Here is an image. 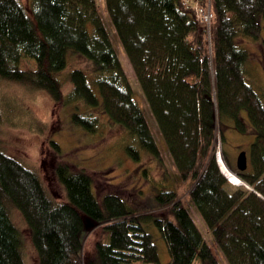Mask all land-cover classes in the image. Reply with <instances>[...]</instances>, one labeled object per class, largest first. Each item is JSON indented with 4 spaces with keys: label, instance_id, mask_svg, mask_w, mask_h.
Masks as SVG:
<instances>
[{
    "label": "trees",
    "instance_id": "1",
    "mask_svg": "<svg viewBox=\"0 0 264 264\" xmlns=\"http://www.w3.org/2000/svg\"><path fill=\"white\" fill-rule=\"evenodd\" d=\"M211 8L210 27L196 6ZM106 0L107 11L174 160L186 194L230 264H264V103L249 83V51L263 30L264 0ZM92 63L76 69L66 97L61 73L70 57ZM35 69H24V59ZM94 82L92 83V79ZM18 83L46 92L56 104L84 103L126 128L142 150L160 157L145 113L134 97L97 0H0L1 85ZM246 112V114H244ZM3 112L0 102V122ZM72 123L96 133L99 122L77 110ZM254 135L252 171H235L225 152L226 132ZM248 187H235L218 160ZM58 157L61 147L52 142ZM128 151L138 158L137 151ZM53 173L67 201L54 199L41 177L0 151V264H26L22 213L41 264H160L144 226L155 220L170 264H220L194 222L183 196L166 190L161 210L140 215L124 198L95 195L94 177L62 159ZM163 210V212H161ZM103 230L94 253L84 252L90 230Z\"/></svg>",
    "mask_w": 264,
    "mask_h": 264
},
{
    "label": "rangeland",
    "instance_id": "2",
    "mask_svg": "<svg viewBox=\"0 0 264 264\" xmlns=\"http://www.w3.org/2000/svg\"><path fill=\"white\" fill-rule=\"evenodd\" d=\"M97 1L103 22L129 79L134 97L144 111L152 135L159 146L160 157L142 150L138 141L126 128L113 124L108 116L84 103L56 104L46 92L18 83L1 85L0 102L3 120L0 122V151L18 159L36 172L48 193L60 202H66L67 197L63 186L53 173L54 166L60 159L52 145L53 141L61 147L63 158L60 160L64 159L76 169L86 170L94 177L93 190L101 201L109 193L119 194L131 211L143 215L161 210L165 201L160 198L168 197L162 193L166 190H175L183 196L194 222L220 264H230L216 244L212 231L186 194L187 186L179 177L161 130L110 19L106 0ZM23 2L27 6L29 0ZM242 43L250 54L245 66L246 76L264 103V28L259 40H247ZM91 65V62L79 56L70 57L67 70L60 75L64 82L66 97L73 89L68 79L69 75L76 69H84L90 73ZM22 67L35 69L36 62L25 58ZM92 83H95L94 78ZM77 110L98 120L96 133H90L72 123V116ZM226 138L227 143L224 148L233 169L238 171V158L242 152H246L249 161L248 170L252 171L251 150L256 137L229 130L226 132ZM130 147L137 151L138 158L129 153ZM219 153L223 155L221 143L218 148V158ZM233 185L246 187L243 184ZM11 215L23 236L26 264H41L33 245L31 231L22 213L14 209ZM157 218L159 217L146 220L144 226L153 236L158 247L160 264H170L172 259L167 243L155 223ZM102 238L101 227L90 229L84 252L94 253L97 242ZM195 264H201V261L197 259Z\"/></svg>",
    "mask_w": 264,
    "mask_h": 264
},
{
    "label": "water",
    "instance_id": "3",
    "mask_svg": "<svg viewBox=\"0 0 264 264\" xmlns=\"http://www.w3.org/2000/svg\"><path fill=\"white\" fill-rule=\"evenodd\" d=\"M218 160H219V164H220V166H221V170H222V172H223V174L225 175V173H224V171H223V166H224V164H226L225 163V161H224V158H223V155L221 154V153H219V158H218ZM227 165V164H226ZM237 167H238V171H240V172H245L246 170H248V167H249V161H248V155H247V153L246 152H242L241 154H240V156H239V158H238V162H237ZM226 176V175H225ZM227 177V176H226ZM227 179H229L228 177H227ZM242 180V179H241ZM229 181H231L230 179H229ZM242 182H243V185L244 186H246V187H248L247 185H246V183L242 180ZM231 183H232V181H231ZM248 189H250L249 187H248ZM87 229L88 230H90V229H94V228H96V225L94 224V222H92L91 220H89V221H87Z\"/></svg>",
    "mask_w": 264,
    "mask_h": 264
},
{
    "label": "built area",
    "instance_id": "4",
    "mask_svg": "<svg viewBox=\"0 0 264 264\" xmlns=\"http://www.w3.org/2000/svg\"><path fill=\"white\" fill-rule=\"evenodd\" d=\"M189 0H186V5H189ZM196 9L198 10L199 18L203 23H205L208 27L211 25V21L213 19V13L211 8V1L209 3V7L207 9H204L200 6H196Z\"/></svg>",
    "mask_w": 264,
    "mask_h": 264
},
{
    "label": "bare ground",
    "instance_id": "5",
    "mask_svg": "<svg viewBox=\"0 0 264 264\" xmlns=\"http://www.w3.org/2000/svg\"><path fill=\"white\" fill-rule=\"evenodd\" d=\"M223 171L225 175L232 181L233 184L238 186L243 184L241 178L236 175L226 164H224L223 166Z\"/></svg>",
    "mask_w": 264,
    "mask_h": 264
}]
</instances>
